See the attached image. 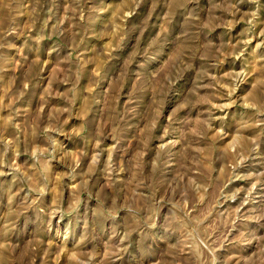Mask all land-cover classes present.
Here are the masks:
<instances>
[{"label": "rangeland", "instance_id": "374dc122", "mask_svg": "<svg viewBox=\"0 0 264 264\" xmlns=\"http://www.w3.org/2000/svg\"><path fill=\"white\" fill-rule=\"evenodd\" d=\"M0 264H264V0H0Z\"/></svg>", "mask_w": 264, "mask_h": 264}]
</instances>
